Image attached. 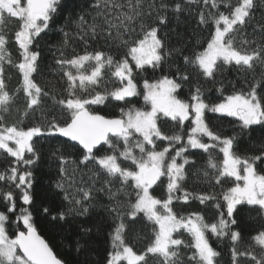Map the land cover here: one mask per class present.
Returning a JSON list of instances; mask_svg holds the SVG:
<instances>
[{
  "label": "snow or ice",
  "instance_id": "1",
  "mask_svg": "<svg viewBox=\"0 0 264 264\" xmlns=\"http://www.w3.org/2000/svg\"><path fill=\"white\" fill-rule=\"evenodd\" d=\"M65 12V0H0L18 52L13 65L0 31V264H69L37 215L74 228L75 264H92L101 235L103 264H221L214 243L228 264H264V225L244 237L245 213L264 220V0H85L46 64L40 42ZM5 60L22 78L12 94ZM45 68L59 88L37 82ZM21 92L23 119L8 123Z\"/></svg>",
  "mask_w": 264,
  "mask_h": 264
},
{
  "label": "trees",
  "instance_id": "2",
  "mask_svg": "<svg viewBox=\"0 0 264 264\" xmlns=\"http://www.w3.org/2000/svg\"><path fill=\"white\" fill-rule=\"evenodd\" d=\"M85 0H65L66 4V12L62 16L56 17V26L53 27V30L48 33L47 37H45L44 40H41V47L44 50V63L51 64V56L52 53L49 50L50 47L54 44H56L60 39L61 36L59 32L57 31L58 26H62L65 22V16L67 15V12H76L79 11V8L83 6ZM17 30V21L14 18H5V20L0 23V31H3L9 38V45L7 46L8 55L11 57L13 61V65L15 63H18V52L16 50V46L11 43L12 35L14 34V31ZM70 32L72 29H68ZM202 38H206L208 36V32L204 31L201 33ZM75 48L77 52L83 51V45L79 44L75 41H70L68 44V51L71 52V50ZM13 65H10L7 60L3 62V66L5 69V80L7 83V88L10 94L14 93L21 84V76L18 72V69H16ZM260 69L257 68V73H259ZM228 79H233L235 77L234 73H227ZM57 79L54 78L52 75L49 74V71L47 68L43 69L42 75H37L36 80L39 84L42 86L46 85L48 81H51V85H55L57 88H59V84H57ZM210 87V85H209ZM214 94V93H213ZM143 104L142 100L137 103V107H141ZM23 111H24V97L23 93H19L15 96L14 102L11 105V108L8 113L5 114L6 120L8 123H14L17 121H20L23 119ZM102 112L104 114L113 115L118 114V109L115 108L114 105H110L108 108H103ZM38 115V113H37ZM230 119V118H229ZM27 123V121H24ZM222 128L225 132L231 133L232 128L231 125L225 120L223 122ZM253 150L249 149V153H251ZM206 159V155L204 157ZM219 159H222V154L220 155ZM2 170V169H0ZM47 165L43 166L41 170L37 173V180H38V187L43 188L44 185H46L52 177H50L48 174ZM228 185H225L227 187ZM219 190V189H217ZM155 195L157 197H160L162 195L161 189H156ZM196 205L193 204L192 209L195 210ZM177 211H181L179 207L176 209ZM186 214V212H185ZM206 215L209 219H211L213 213L209 211H205L203 213ZM37 224L39 225V231L41 232L42 236L48 240L54 251L57 252L62 258H65L69 261V264H75V260H84L85 257L80 256L73 248V241L76 237V233L74 228H69L68 226H65V230H60L58 227H55L49 223H47L46 220H43L40 218L39 215L36 217ZM245 233L244 237L247 239L249 235H254L256 229L260 228L262 225H264V220H261L255 211L251 213H245ZM186 240H190V237L185 234L183 237ZM129 243L134 244V250H140L144 247V245L147 243L146 237L143 233L140 234L138 238H129ZM96 248L95 252L90 253V260L92 261V264H103L104 262V256L106 254V249H108L109 245L105 242V237L101 235L99 239L94 242L93 245ZM214 246L218 248V250L223 252V257L221 259V264H228L229 262V255L228 250L223 245H216L214 243ZM186 251V250H185ZM155 264V262H153ZM241 264H246V262L242 261Z\"/></svg>",
  "mask_w": 264,
  "mask_h": 264
}]
</instances>
